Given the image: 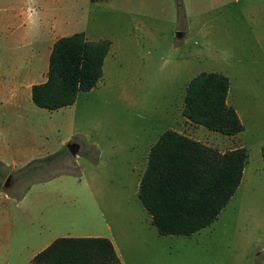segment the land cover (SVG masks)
Returning <instances> with one entry per match:
<instances>
[{"label": "rangeland", "instance_id": "rangeland-1", "mask_svg": "<svg viewBox=\"0 0 264 264\" xmlns=\"http://www.w3.org/2000/svg\"><path fill=\"white\" fill-rule=\"evenodd\" d=\"M70 1L0 0L4 85L25 77L21 66H38L54 15L69 19L67 32L111 41L102 79L68 112L43 109L30 97V116L42 123L40 150L58 149L64 138L62 148L71 140L80 149L73 156L66 148L38 171L61 179L31 184L24 198L0 191V264H28L68 234L111 236L123 264H264V0H79L74 12ZM202 71L229 77V100L245 128L239 136L184 117L187 85ZM29 76L34 83L45 73ZM167 129L221 151L241 142L248 153L242 185L212 224L189 236L160 234L138 197L151 146ZM3 170L10 175L0 177L2 185L8 180L12 192H23L26 183L12 174L18 170ZM78 180L93 181L94 196Z\"/></svg>", "mask_w": 264, "mask_h": 264}, {"label": "trees", "instance_id": "trees-1", "mask_svg": "<svg viewBox=\"0 0 264 264\" xmlns=\"http://www.w3.org/2000/svg\"><path fill=\"white\" fill-rule=\"evenodd\" d=\"M99 2L102 0H91ZM111 48L109 39L89 40L83 31L57 38L49 55L47 78L32 85L33 102L48 110L72 105L78 94L94 88L104 74ZM230 79L217 71H202L193 77L185 96L183 115L196 125L225 134L244 130L237 110L228 103ZM264 160V146L261 148ZM67 155L62 148L46 157L30 161L12 173L26 187L14 193L20 198L36 182L58 173L38 171ZM248 159L247 149L221 151L174 129L165 130L152 146L148 165L140 180L138 197L163 235H192L212 224L240 186ZM0 161V177L10 175ZM32 264H122L107 237L63 236L36 254Z\"/></svg>", "mask_w": 264, "mask_h": 264}, {"label": "crops", "instance_id": "crops-1", "mask_svg": "<svg viewBox=\"0 0 264 264\" xmlns=\"http://www.w3.org/2000/svg\"><path fill=\"white\" fill-rule=\"evenodd\" d=\"M78 1L79 0H73V1L71 0L70 1V2H72V7L70 9L72 12H74L75 8H76L75 5L73 6V3H78ZM54 8H55V5H54ZM69 15H70V13H69ZM68 21H69V19H67V18L61 19V18H58L57 15H54L53 20H51L49 22L50 27L46 31L47 33H45V36H43L41 34V36H43L42 37L43 47H42V50L40 51V53L38 54V62H37L38 66L34 69H31V68L28 69V68H25L24 66H21L20 68L17 69V72L19 74L23 73L22 75H25V77L23 79L12 81L9 84L4 85V84H2L1 78H0V161L5 165L6 168H9L11 170H18V169L24 167L26 164H28L30 161H32L34 159L43 158V157H45L51 153L56 152V150L58 151L59 149L62 148V145L64 143H66V141H68L67 140L68 138H64L63 141H61V143H60L61 147L58 149H55L51 152L40 150L39 145H36L35 143H36L37 137L39 136L38 132H39V130L42 129V127H41L42 123H41V120H37L34 117L30 116V112H31L30 110H34V107L30 103L31 102L30 97L32 99V95H31L32 85L35 83L43 82L46 80L48 66H49V55H50L53 43L55 42V40L57 38H59L61 36L70 35L72 33L78 32L76 30H71L70 32L66 31V27L69 28V26H70V24H68ZM108 55H109V53H108ZM107 56H106V58H107ZM105 61H106V59H105ZM40 69H43L44 73H45V77L43 78V80L38 81V82H34V83H28V76L39 73ZM229 94H230V90H229ZM229 94H228L227 100H228V103L230 105H232L230 100H229ZM75 103L72 105L62 107V108H59L56 110H51V111L52 112H59V111L68 112L70 110V108L75 105ZM27 107H29V108H27ZM233 107L235 109H237L235 106H233ZM237 112H238V115H239L241 121H243L238 109H237ZM51 114H53V113H51ZM72 117H73V115L69 114L66 116L65 119H63L62 126L65 125L63 127V129H66V131L68 130L69 126H70V131L72 130V125H71L72 121H73ZM47 129H50V127H48ZM181 133H183V132H181ZM226 136H228L227 138H232V137L235 138V137L239 136V133L236 135H232V136H229V135H226ZM152 146H151V148H152ZM237 147H244V146H242V143L240 142V144L234 148H237ZM234 148H230L229 150L234 149ZM146 168L144 170L142 169V171H143L142 175H143L144 171L146 170ZM245 175H246V168H244V175H243V179H242L240 186L243 183ZM56 178L61 179L62 176H57ZM141 178H142V176H141ZM141 178H140V180H141ZM51 180H53V179H51ZM140 180H139V185H140ZM76 182H77V185H79L80 187L86 188L87 190H89L91 195L94 196L95 190L93 188L94 187L93 181L86 180V181L82 182L81 180H78ZM239 187H238V189H239ZM0 191L3 192L2 189H0ZM5 194L7 195V199H9L10 198L9 195L7 193H5ZM24 197L25 196H23V198ZM52 224H55V223L52 221ZM71 224L72 225L78 224V222H71ZM48 227L50 228V227H54V226L49 225ZM85 229L89 230L87 228H85ZM65 236H72V237H99V236H102V237H107L112 241L114 248L116 250V253L119 256L121 263L123 264L120 252L118 250V247L116 245L114 238H112L111 236H109L107 234H68ZM61 237H63V236H61ZM54 239H56V238H54ZM53 240H51L50 242L45 244L39 251L33 253L28 264H32V260H33L34 256L36 254H38L39 252H41L42 250H44L46 247H48L53 242Z\"/></svg>", "mask_w": 264, "mask_h": 264}, {"label": "water", "instance_id": "water-1", "mask_svg": "<svg viewBox=\"0 0 264 264\" xmlns=\"http://www.w3.org/2000/svg\"><path fill=\"white\" fill-rule=\"evenodd\" d=\"M183 36H184V33L182 31L177 32L178 38H182ZM66 148L71 153V155L77 156L79 149H80V145L77 142L70 141L66 144ZM5 186H8V180L5 182Z\"/></svg>", "mask_w": 264, "mask_h": 264}]
</instances>
